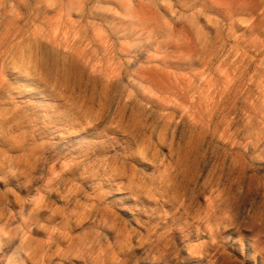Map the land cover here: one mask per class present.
<instances>
[{
  "label": "rangeland",
  "instance_id": "rangeland-1",
  "mask_svg": "<svg viewBox=\"0 0 264 264\" xmlns=\"http://www.w3.org/2000/svg\"><path fill=\"white\" fill-rule=\"evenodd\" d=\"M0 264H264V0H0Z\"/></svg>",
  "mask_w": 264,
  "mask_h": 264
},
{
  "label": "bare ground",
  "instance_id": "bare-ground-1",
  "mask_svg": "<svg viewBox=\"0 0 264 264\" xmlns=\"http://www.w3.org/2000/svg\"><path fill=\"white\" fill-rule=\"evenodd\" d=\"M0 169H2V166L0 165Z\"/></svg>",
  "mask_w": 264,
  "mask_h": 264
}]
</instances>
